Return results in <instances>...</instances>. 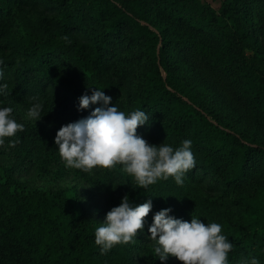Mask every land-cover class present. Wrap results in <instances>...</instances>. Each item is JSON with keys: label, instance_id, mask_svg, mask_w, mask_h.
<instances>
[{"label": "trees", "instance_id": "obj_1", "mask_svg": "<svg viewBox=\"0 0 264 264\" xmlns=\"http://www.w3.org/2000/svg\"><path fill=\"white\" fill-rule=\"evenodd\" d=\"M214 1L218 8L204 0H0V83L9 86L0 106L27 112L33 97L43 104L41 121L52 130L24 126L18 144L29 158L100 106L78 110L95 86L110 106L150 113L137 133L156 145L191 140L196 166L182 186L170 178L146 190L116 166L99 182L102 219L125 195L138 205L151 199L141 233L171 208L188 222L221 224L234 245L230 264H264V0ZM16 12L39 18L26 40L11 35ZM138 62L144 81L135 89L128 78ZM205 184L222 198L188 191ZM99 223L74 188L33 191L0 167V264H163L132 243L101 254Z\"/></svg>", "mask_w": 264, "mask_h": 264}, {"label": "clouds", "instance_id": "obj_2", "mask_svg": "<svg viewBox=\"0 0 264 264\" xmlns=\"http://www.w3.org/2000/svg\"><path fill=\"white\" fill-rule=\"evenodd\" d=\"M3 61H0V65ZM3 70L0 68V80ZM8 84L0 83V96L6 94ZM100 105L86 118L62 126L55 136V145L64 166L92 174L94 170L113 169L120 166L123 173L131 177L136 188L146 190L159 181L173 179L182 186L186 174L195 168L196 160L192 151V141L184 139L178 147L166 142L149 144L137 133L140 126L149 123L151 114L136 109L125 112L112 105V97L95 86L91 95L84 94L79 99L78 110ZM44 106L32 98L26 112V119L35 122L42 119ZM24 131V124L13 116V108L0 106V147L8 140L9 147L17 141L9 138ZM115 187H118L114 184ZM153 208L148 199L136 204L125 195L119 206L107 212L103 223L94 231V242L101 254L117 245L134 243L139 232L145 228V218ZM165 208L155 213L147 231L152 243L154 258L166 262L170 257L183 264H230L229 253L234 245L222 232V225L192 216L191 222L176 218ZM243 264H260L256 257L245 259Z\"/></svg>", "mask_w": 264, "mask_h": 264}, {"label": "rangeland", "instance_id": "obj_3", "mask_svg": "<svg viewBox=\"0 0 264 264\" xmlns=\"http://www.w3.org/2000/svg\"><path fill=\"white\" fill-rule=\"evenodd\" d=\"M212 5L214 8L219 7V2L214 0H204V3ZM70 6L72 2H69ZM75 8V7H73ZM38 16L32 13L22 14L16 12L15 27L11 35L16 40H26L34 31V27L38 21ZM144 62L134 63V67L129 70V82L131 86L137 89L144 81ZM13 116L18 123L24 126L34 127L41 132H50L51 127L47 126L41 120L35 122L26 119V112L22 110H13ZM16 140L15 147L8 146V140L0 147V167L7 170L9 175L15 180L24 184L28 189L33 191L49 192L59 191L74 188L81 202L86 206L89 212L94 211L95 218L101 223L104 219L100 216V209L105 208L106 195L103 190L99 188V182L108 177V174L113 169L94 170L92 174L83 173L79 170L68 169L62 163L57 146L52 145V149H35L36 153L42 150V153L36 158H29L20 153L21 148L18 142L24 141L21 139L20 132L15 137L9 138ZM53 144V143H52ZM152 144V143H149ZM18 145V147H16ZM27 146V143L25 147ZM23 148V147H22ZM213 184V182L211 183ZM185 185V184H184ZM187 188V187H186ZM210 185L190 186L188 191L206 200H219L222 197L210 190ZM236 221V217L232 214L229 216ZM150 233L139 232L135 242L132 243L135 248L145 247L149 254H147V261L154 259L152 251V243L147 239ZM151 256V257H150ZM163 264H183L174 257H170Z\"/></svg>", "mask_w": 264, "mask_h": 264}]
</instances>
